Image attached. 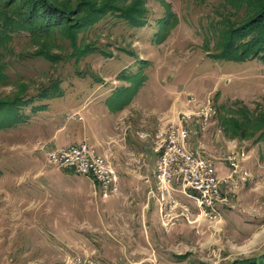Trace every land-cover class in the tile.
Wrapping results in <instances>:
<instances>
[{"label": "rangeland", "instance_id": "374dc122", "mask_svg": "<svg viewBox=\"0 0 264 264\" xmlns=\"http://www.w3.org/2000/svg\"><path fill=\"white\" fill-rule=\"evenodd\" d=\"M219 1L144 0L147 25L141 29L107 16L78 35L80 47L93 43L97 51L79 56L56 36L47 45L54 63L26 56L16 64L28 95L58 79L61 96L32 103L45 104L37 113L21 107L25 121L0 131V264H64L76 254L101 264H237L261 255L264 142L255 141L258 133L228 137L223 125L242 105L252 112L264 106V63L212 58L216 50L205 34L219 19L212 11ZM164 18L171 23L164 25ZM13 46L15 52L35 50L20 37ZM14 89L0 92L11 96ZM206 106L213 112L200 130ZM183 114L190 119L191 150L216 157L245 148L249 179L217 205L218 223L180 219L168 229L148 194L156 167L150 147L154 134ZM83 134L101 156L117 146V157L104 156L112 167V160L130 161L126 149L139 147L150 187L133 189L129 181L122 190L118 180L119 193L104 198L89 178L46 162L47 149L72 146Z\"/></svg>", "mask_w": 264, "mask_h": 264}, {"label": "trees", "instance_id": "16d2710c", "mask_svg": "<svg viewBox=\"0 0 264 264\" xmlns=\"http://www.w3.org/2000/svg\"><path fill=\"white\" fill-rule=\"evenodd\" d=\"M221 1L212 5V11L219 19L211 20L205 34L206 45L212 42L210 50H216L212 58L236 63L253 60L264 63V0ZM143 5L144 0H0V87L15 86L14 95L0 92V131L25 121L21 107L31 105V112L37 113L43 111L45 104L35 106L32 103L61 96L58 79L49 80V84H43L28 95V84L16 70V64L26 56L54 63L55 57L49 54L47 45L52 46L56 36L66 40L67 46L79 56L97 51L91 46L95 45L93 43L80 47L78 35L95 28L107 16L141 29L147 25V9ZM163 6L168 9L165 3ZM162 22L170 24L165 18ZM16 37L34 45L35 50L15 52L13 40ZM10 70L14 76L9 75ZM235 112L238 116L224 118V134L243 139L258 133L255 141L264 142V106L258 105L252 112L242 105ZM237 264H264V251L258 257L239 260Z\"/></svg>", "mask_w": 264, "mask_h": 264}, {"label": "built area", "instance_id": "2783aa9c", "mask_svg": "<svg viewBox=\"0 0 264 264\" xmlns=\"http://www.w3.org/2000/svg\"><path fill=\"white\" fill-rule=\"evenodd\" d=\"M206 109L199 120L200 130L206 129L207 119L213 112L209 106ZM188 119V115L183 114L171 125L158 130L150 147L156 156V167L153 175L155 188H150L148 194L158 202L161 222L168 229L180 219L191 224L218 223L217 205L226 201V194L242 188L249 179V172L242 168L248 158L245 148H232L216 157L191 150ZM44 155L48 164L89 178L94 186H98L102 197L119 193L118 173L86 141L52 147ZM64 264L101 263L92 256L76 254Z\"/></svg>", "mask_w": 264, "mask_h": 264}, {"label": "crops", "instance_id": "0c3cea01", "mask_svg": "<svg viewBox=\"0 0 264 264\" xmlns=\"http://www.w3.org/2000/svg\"><path fill=\"white\" fill-rule=\"evenodd\" d=\"M83 129H84V134H85V128L83 127ZM128 130H129L128 127H126V131H128ZM84 134H83V136H81L80 140H76L75 143L85 140L87 137ZM50 139H52V140L55 139L54 134L52 135V137H50ZM53 147H56V146L53 145ZM192 150L194 152H196V149H192ZM126 151L128 152V154H130L128 156L130 158V161H127L126 159L123 160L126 167L122 165L123 161L121 160V158L116 159L115 161L112 160L113 161V163H112L113 167L115 168L116 172L118 173V180L122 184V185L120 184L122 190L128 188V185H129L128 182L129 181L134 182L133 186H132L133 189L138 188V189L142 190V189H145V187H149L150 183H148L149 182L148 176L146 175V172H145V168L147 166H144V168L141 167V165H142V162H141L142 152H141L140 148L137 147L135 152L131 151L130 149L129 150L126 149ZM119 153H120L119 149L116 146L113 148L111 147L109 150L105 149V151H102L101 154H103L105 157L110 155L112 158H115V157H117V155ZM204 154H206V153H204ZM131 162H133V164H131ZM123 182H125V183H123Z\"/></svg>", "mask_w": 264, "mask_h": 264}]
</instances>
